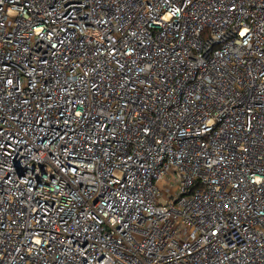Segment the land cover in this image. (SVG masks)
Returning a JSON list of instances; mask_svg holds the SVG:
<instances>
[{
	"label": "built area",
	"instance_id": "built-area-1",
	"mask_svg": "<svg viewBox=\"0 0 264 264\" xmlns=\"http://www.w3.org/2000/svg\"><path fill=\"white\" fill-rule=\"evenodd\" d=\"M0 264H264V0H0Z\"/></svg>",
	"mask_w": 264,
	"mask_h": 264
}]
</instances>
